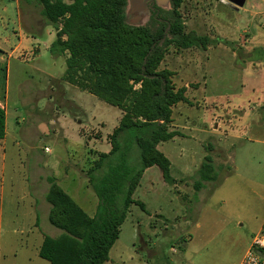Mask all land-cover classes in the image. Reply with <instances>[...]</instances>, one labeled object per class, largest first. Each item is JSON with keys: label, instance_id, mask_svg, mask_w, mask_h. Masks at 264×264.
Instances as JSON below:
<instances>
[{"label": "rangeland", "instance_id": "374dc122", "mask_svg": "<svg viewBox=\"0 0 264 264\" xmlns=\"http://www.w3.org/2000/svg\"><path fill=\"white\" fill-rule=\"evenodd\" d=\"M19 1L20 22L17 0H0V43L14 49L24 42L13 58L0 52V95L6 97L1 100L8 112V136L0 151L5 200L0 251L2 264H49L29 244L36 243L31 194L42 213L40 241L43 234L61 233L49 222L51 207L44 203L48 176L57 177L95 216L99 199L89 163L111 151L122 113L64 81L63 93L53 96L54 79H63L67 57L51 52L56 30L43 17L42 6ZM262 1L246 0L238 10L226 0L185 1L181 12L187 32L208 41L187 50L169 47L160 68L173 73L177 88L188 89V102L175 106L170 125L177 136L158 145L171 163L172 180L158 166L145 170L106 264H240L262 229L264 19L251 22L246 11ZM152 14L129 8V23L151 25ZM208 158L217 180L197 192L199 171ZM129 163L135 171L142 168L139 149L129 155ZM123 203L120 196L118 205ZM16 216L23 226L17 230L11 225Z\"/></svg>", "mask_w": 264, "mask_h": 264}, {"label": "trees", "instance_id": "16d2710c", "mask_svg": "<svg viewBox=\"0 0 264 264\" xmlns=\"http://www.w3.org/2000/svg\"><path fill=\"white\" fill-rule=\"evenodd\" d=\"M26 1L41 5L43 17L56 30L51 52L67 57L63 81L122 113L111 136V151L96 153L98 158L89 163L88 176L99 199L95 216L55 176L48 177L49 222L62 234L56 238L44 235L39 255L50 264H106L145 170L158 166L164 178L172 180L171 163L158 145L177 136L170 125L175 106L188 102V89L177 88L173 73L160 69L167 50L171 46L178 50L201 47L208 38L187 32L181 12L186 0H171L170 10L156 7L152 24L141 27L128 24L127 0ZM5 136L6 112L0 106V141ZM134 149L141 156L138 171L129 163ZM199 178L197 192L205 182L217 180L210 158L200 168ZM120 196H124L123 206L118 205Z\"/></svg>", "mask_w": 264, "mask_h": 264}, {"label": "crops", "instance_id": "0c3cea01", "mask_svg": "<svg viewBox=\"0 0 264 264\" xmlns=\"http://www.w3.org/2000/svg\"><path fill=\"white\" fill-rule=\"evenodd\" d=\"M27 3H28V1H27ZM32 3H33V1H32ZM17 4H18V11H19V19L21 18V16H22V12H21V5H20V1L19 0H17ZM28 4H31L30 2L28 3ZM29 7H31V6H29ZM27 10H29L28 8H27ZM247 11V13L248 14H251V16H252V20H251V22H253V20H255V19H258V18H260V19H264V2L262 1V2H258L256 5H254V6H252L251 8H249V9H247L246 10ZM36 18H38V15L37 16H35ZM22 19V18H21ZM21 19L19 20V22L21 21ZM23 44H24V42H23V40H20V42L17 44V46H15V48L14 49H11V48H8L7 46H5L4 44H2V43H0V52L2 53V54H7V53H9V55H10V57H12L13 58V56H14V54L23 46ZM1 59L2 60H4V57H1ZM55 80V84H56V86H55V90H52V94H53V96H55L56 97V93L57 92H62V82H63V79H54ZM65 82V81H64ZM70 85V84H69ZM71 86V85H70ZM73 87V86H72ZM63 93V92H62ZM4 99V100H6V97L5 98H2V96L0 95V106L3 108V109H5V112H6V136H5V139H3V140H1L0 141V151L2 150L1 149V146H2V144L5 142V140H6V138H7V136H8V112H7V109H6V107L2 104V100ZM46 150V149H45ZM50 150V149H49ZM51 151V150H50ZM107 154H108V152H107ZM92 155H94V154H92ZM49 177V176H48ZM48 177H47V179H48ZM57 178V177H56ZM58 179V178H57ZM48 181V180H47ZM49 183V182H48ZM67 192V191H66ZM48 193V192H47ZM31 194V193H30ZM69 194V193H68ZM32 195V204H33V208H34V213H35V222H33V224L31 225V230H32V233H33V237H34V240H35V244H33V243H29L30 244V246L31 247H35L36 248V251H37V253L38 254H40V249H41V246H42V243H43V240H44V235L45 234H43V237L41 238V241H40V236H39V234H41V233H43V232H41L40 231V216H41V212L38 210V208L36 207V199H35V197H34V195L33 194H31ZM46 195L47 194H45V196H44V203H45V200L47 201V199H46ZM4 196H3V194L1 193L0 194V217H1V220H0V228H2L3 226H4V211H3V206H4ZM46 204V203H45ZM50 207H51V205H50ZM50 211H51V208H50V210L48 211V213H49V215H50ZM44 215H47V213H45ZM18 216H16V218H15V220H17L16 222L15 221H11L12 223H11V225H14L15 226V228H16V230L19 228V229H21L23 226H22V224H18V218H17ZM15 230V231H16ZM61 231V230H60ZM35 234H37V237L35 236ZM62 234V231H61V233L60 234H57V236L56 237H59L60 235ZM52 237V236H51ZM56 237H54V238H56ZM33 240V239H32ZM250 249V245H249V247L247 248V251H246V253L248 252V250ZM246 253H245V255H246ZM39 257H40V255H39ZM245 257V256H244ZM4 255H2L1 254V251H0V264H2V262H3V260H4ZM41 258V257H40ZM42 259V258H41ZM244 259V258H243ZM42 260H44V259H42ZM48 262V261H47ZM242 262H243V260H242ZM242 262L240 263V264H242ZM49 264H50V262H48ZM37 264H45V263H43L42 261H38L37 262Z\"/></svg>", "mask_w": 264, "mask_h": 264}, {"label": "water", "instance_id": "95a60500", "mask_svg": "<svg viewBox=\"0 0 264 264\" xmlns=\"http://www.w3.org/2000/svg\"><path fill=\"white\" fill-rule=\"evenodd\" d=\"M227 4L235 9L238 10L245 6L246 0H226ZM149 3L152 4L151 7H149ZM157 5L161 9H171V0H127V7H126V15L128 24L135 27H141L142 25L139 24H130L129 18H128V9L131 8L132 13L136 14H144L147 13L151 16L152 12L155 10L154 6ZM159 13V12H158ZM168 32V30H167ZM166 38H164L160 46H162L165 42Z\"/></svg>", "mask_w": 264, "mask_h": 264}, {"label": "built area", "instance_id": "2783aa9c", "mask_svg": "<svg viewBox=\"0 0 264 264\" xmlns=\"http://www.w3.org/2000/svg\"><path fill=\"white\" fill-rule=\"evenodd\" d=\"M46 152H50L49 148H46ZM242 264H264V225L254 238Z\"/></svg>", "mask_w": 264, "mask_h": 264}, {"label": "flooded vegetation", "instance_id": "af4514ba", "mask_svg": "<svg viewBox=\"0 0 264 264\" xmlns=\"http://www.w3.org/2000/svg\"><path fill=\"white\" fill-rule=\"evenodd\" d=\"M151 6H152V4L149 3V7H151ZM154 9L156 10V5L154 6ZM155 10H154V11H155ZM154 11H153V12H154ZM157 14H158V12H157Z\"/></svg>", "mask_w": 264, "mask_h": 264}]
</instances>
